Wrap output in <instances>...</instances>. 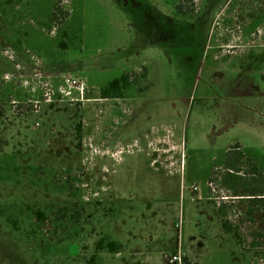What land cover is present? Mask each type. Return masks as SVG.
<instances>
[{"label": "rangeland", "instance_id": "rangeland-1", "mask_svg": "<svg viewBox=\"0 0 264 264\" xmlns=\"http://www.w3.org/2000/svg\"><path fill=\"white\" fill-rule=\"evenodd\" d=\"M263 198L264 0H0V264H264Z\"/></svg>", "mask_w": 264, "mask_h": 264}, {"label": "trees", "instance_id": "trees-1", "mask_svg": "<svg viewBox=\"0 0 264 264\" xmlns=\"http://www.w3.org/2000/svg\"><path fill=\"white\" fill-rule=\"evenodd\" d=\"M177 10L179 9L176 6ZM130 77L128 75H123L121 78L114 80L111 82L104 90H102L101 96L103 99H110V98H120L123 96L124 92L128 89L130 86ZM80 134V129L77 131ZM79 136V135H78ZM233 152L229 154L228 157V163H227V173L229 174L228 179H224V182L227 184L233 185L235 184V181L238 179L237 175L234 174V172H238V155H232ZM238 153V152H237ZM253 193H257V191H254ZM253 202L256 204L255 206H258L260 204L261 206H264V198L263 199H254ZM38 216L40 219L44 217L43 214L38 213ZM223 227L225 230L228 232H231V227L228 225L224 224ZM121 249V245H119L116 242H106L105 240H101L98 242L96 246L97 251L101 250H108L110 253H118L119 250Z\"/></svg>", "mask_w": 264, "mask_h": 264}, {"label": "built area", "instance_id": "built-area-1", "mask_svg": "<svg viewBox=\"0 0 264 264\" xmlns=\"http://www.w3.org/2000/svg\"><path fill=\"white\" fill-rule=\"evenodd\" d=\"M65 84L61 85L58 88V92L65 97H70L72 95V90L74 89V91H78L80 96L83 97L84 95V91H85V87H84V83H80L79 80L73 79V78H66L64 81ZM48 85H45L46 90L50 93V89L47 87ZM47 98H45V102H49L48 104H50L51 101V94L45 95ZM73 100V99H72ZM41 104L42 102H36V104L33 106L36 108L38 105L37 104ZM196 190V189H195ZM225 199V198H223ZM176 230L178 233V240L181 241V237H182V222L178 223L176 225ZM181 243L178 244V247L176 248V251L172 254H169L168 256H166V259L168 261L169 264H186L187 260H186V254L182 251L181 249Z\"/></svg>", "mask_w": 264, "mask_h": 264}, {"label": "flooded vegetation", "instance_id": "flooded-vegetation-1", "mask_svg": "<svg viewBox=\"0 0 264 264\" xmlns=\"http://www.w3.org/2000/svg\"><path fill=\"white\" fill-rule=\"evenodd\" d=\"M255 243H252V246L254 245ZM255 246V245H254Z\"/></svg>", "mask_w": 264, "mask_h": 264}]
</instances>
